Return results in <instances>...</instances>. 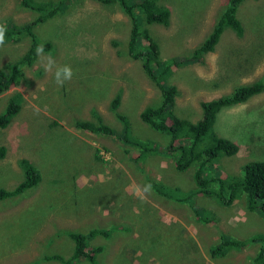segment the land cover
Instances as JSON below:
<instances>
[{"label": "rangeland", "instance_id": "rangeland-1", "mask_svg": "<svg viewBox=\"0 0 264 264\" xmlns=\"http://www.w3.org/2000/svg\"><path fill=\"white\" fill-rule=\"evenodd\" d=\"M0 0V21L20 26L35 19L34 7L63 3L59 12L34 26L44 50L57 65L69 64L70 81L59 87L36 55L25 67V80L0 93V113L9 97L22 96L19 111L0 128V187L12 188L22 178L20 160L29 159L40 173L39 181L24 192L0 200V264H62L74 240L69 233L94 234L86 250L95 246L96 264H253L259 242L230 248L213 255L211 248L228 237L243 240L264 234V218L248 210L245 198L222 206L198 195L197 208L210 213L202 222L185 203L159 194L153 187L146 201L133 195V185L157 181L193 187L192 166L174 168L170 159L157 155L138 160L137 149L116 136L95 134L75 126L77 119L100 117L121 128L116 113L132 123L133 133L164 145V134L140 119L145 106L161 100L159 88L130 56L131 19L117 3L100 0ZM171 11L167 25L151 24L162 59L189 56L197 60L173 67L167 82L178 88L175 113L196 122L201 102L230 93L236 86L264 81V0H243L237 16L243 34L227 27L211 37L227 0H159ZM27 35L7 40L0 47V66L21 57L30 47ZM179 60V59H177ZM118 104L113 107V100ZM215 132L233 141L234 155L221 156L213 167L221 173L241 174L251 160H264V91L217 114ZM169 141V140H168ZM216 169H212L216 171ZM74 264H91L77 258Z\"/></svg>", "mask_w": 264, "mask_h": 264}, {"label": "trees", "instance_id": "trees-1", "mask_svg": "<svg viewBox=\"0 0 264 264\" xmlns=\"http://www.w3.org/2000/svg\"><path fill=\"white\" fill-rule=\"evenodd\" d=\"M106 4H119L131 19L130 39L128 52L131 57L140 61L144 71L160 90L161 100L157 105L145 106L140 112V119L146 126L154 131L164 134V145L155 142L154 139L137 137L133 133L132 123L128 117L116 113L120 129H115L106 124L100 117L95 120L77 119L75 126L79 129L116 136L118 140L133 149H137V159L142 161L148 156H162L172 161L178 171H185L192 166L193 187L183 192L178 186L168 187L157 181H151L152 187L165 197L187 204L197 214L202 222H210V218L202 216L210 213L205 207L197 208L195 199L198 195L204 198H213L222 206H233L242 197L245 198V206L248 210L258 212L264 218V160H251L241 167V174L219 173L213 167L221 156L234 155L238 147L230 139L218 135L214 130L217 114L223 107L236 105L248 100L253 95L264 91V81L257 80L247 84L236 86L230 93L214 99L202 101L200 106L202 117L196 122H190L178 116L174 107L178 88L167 82L168 76L173 72V67H179L187 61L197 60L200 50L189 56H176L162 59L157 41L150 32L149 25H167L171 11L166 4L159 0H100ZM243 0H227L226 6L221 12L213 27L211 37L218 35L227 27L231 28L237 36L243 34L241 20L237 16V10ZM24 5L31 7L29 0H22ZM63 7L62 2L56 5L47 3L46 6H36L38 16L32 21L20 25L8 27L7 40L16 41L21 35H27L31 44L29 49L14 62L0 66V93L11 87L18 86L25 80L24 68L31 65L36 57V47L44 44V50H49V42H40L34 32V26L45 18L53 16ZM179 59V60H177ZM22 96L19 92L12 94L5 108L0 113V128L6 127L10 119L19 111ZM118 104V99L113 100V107ZM169 140V141H168ZM6 148L0 145V159L5 156ZM23 178L12 188L0 187V200L16 196L34 186L40 179V173L33 163L26 158L20 160ZM216 169V171L212 170ZM94 234L71 232L69 235L74 240V250L67 259L58 255L50 256L59 258L62 264H74L77 258H87L91 264H96V254L102 250L101 246H95L91 251L86 250L87 239ZM223 240L211 248L213 255H222L230 248H241L250 242H259L258 251L251 257L253 264H264V234L257 237H248L239 240L232 237Z\"/></svg>", "mask_w": 264, "mask_h": 264}, {"label": "clouds", "instance_id": "clouds-1", "mask_svg": "<svg viewBox=\"0 0 264 264\" xmlns=\"http://www.w3.org/2000/svg\"><path fill=\"white\" fill-rule=\"evenodd\" d=\"M7 32H8V24L4 21H0V47H3L6 43ZM36 55L40 57L45 71L51 72L53 74L54 82L56 83L57 86L62 87L65 84V82L70 81L72 79L73 69L71 65L69 64L57 65L55 59L52 57L50 53L45 55L43 43L37 45ZM151 191H152V185L150 183H145L142 186L133 185L132 187L133 195H135L139 200H141V202L146 201L147 196L151 194Z\"/></svg>", "mask_w": 264, "mask_h": 264}]
</instances>
